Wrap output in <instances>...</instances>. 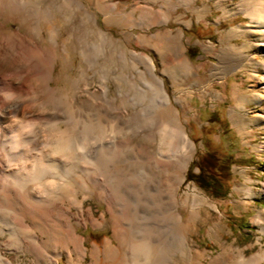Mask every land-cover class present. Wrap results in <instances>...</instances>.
Segmentation results:
<instances>
[{
  "label": "rangeland",
  "instance_id": "obj_1",
  "mask_svg": "<svg viewBox=\"0 0 264 264\" xmlns=\"http://www.w3.org/2000/svg\"><path fill=\"white\" fill-rule=\"evenodd\" d=\"M249 1L196 0L192 5H172L170 8L171 19L167 23L148 28L134 26L131 28L134 34L129 38L126 33L127 27L115 21H106L107 15L97 7L98 0H81L86 7V12L85 8L81 10L65 0H0L2 6L6 5L8 8L5 11L0 10V39L8 37L7 39L17 44L18 40L13 36V32H19V30L25 32L26 28L30 29L31 27L13 9L14 4L40 3L53 10L54 21L58 29V57L50 65L47 77L51 79V85L57 88L60 98L66 100L67 97L75 95L76 104L86 98L84 90H90V105L79 106L78 120L85 118L94 120L98 117V110L95 109L102 103L99 89L103 83H107L109 86L110 98L116 96L119 84L116 77L117 70L125 68L124 63L117 60V54L125 46L153 57L158 73L164 79V86L180 111L181 121L195 148L188 169L185 171V180L178 191L180 204L177 206V212L186 224L193 204H195V209L200 211V221L196 230L189 235L191 246L184 244L185 255L183 257L180 255L181 258L174 254L175 246L181 245V238H179L177 231L179 227L173 216L172 231L153 222L150 224L159 227L156 226L150 232H143L142 225L138 224L129 234L134 240L138 239V241L141 240L139 242H144L145 246L139 247L133 261L129 264H143L147 256L152 258L153 264H179L180 261L186 264H210L212 258L216 256L221 259L226 258L221 243H226V245L232 243L235 247L245 249L248 255L264 248V233L261 231V224L254 221L258 212L264 210V194L262 192L264 181V83L260 81L264 76V38L255 28L252 19L245 13ZM103 2L110 6L119 4L122 6L123 12H130L139 6L159 8V5L162 4L160 0L155 2L153 0H103ZM196 10H201V14ZM88 12L95 17L96 24L92 23ZM199 14L203 16L201 17ZM42 26V35H38L33 29L29 30L33 43L46 44V21L42 22ZM167 30L173 31L174 34L178 31L183 32V41L186 45L185 53L195 70V76L190 74L189 79L182 74L180 85H175L173 79L162 71L163 64L160 55L145 47L138 38L143 35L150 38L153 34ZM101 31L113 37L117 46L109 45L101 35ZM232 49L238 50L240 53L233 55L236 51L233 52ZM64 52L66 53L64 54ZM14 61V56H6L0 63V70L7 69ZM218 67H221L222 71L215 74ZM113 68L116 71L111 73L110 69ZM236 87H240V90L246 94L242 101H239L234 93ZM127 90L128 95L125 100L118 98L116 103L111 98L108 104L111 113L108 114V122L111 126L108 140L111 146V170L114 182L119 179L126 180V177L131 175L140 177L144 164L150 161L149 158L143 157L141 153L129 147L124 148L125 151L123 150L115 156L113 144L120 131L123 130L127 136L133 137L134 142H140L150 147L154 152L162 147L160 138L153 135V131L159 124L157 104H154L147 91H136V93L133 89ZM180 93L185 98L184 106L177 103L174 98L175 94ZM59 103L61 100L57 99L49 102L48 105L40 106L32 100V106L28 109L25 122H33L41 116L42 119H45L54 114ZM118 112H123L122 120L126 125L123 122H117ZM224 119L229 125V130L225 129L220 122H214V120L222 121ZM61 126L64 125L61 124ZM34 128H36L34 130L38 133L41 141L47 139L50 133L55 131L48 124H36ZM34 130L32 131L34 132ZM27 131L23 145H21L22 148L19 147L22 151L30 147L33 136L31 130ZM98 131L97 127H92L82 133L87 139L85 141L89 144V150L85 154L87 156L95 154ZM209 137L219 144L218 147L221 151L234 154V162L231 167L232 187L229 195L223 199L212 196L187 179L191 168L195 167L194 171H199L195 165L206 153V138ZM41 148L45 149L42 144L39 145V149ZM54 156L57 161L63 158L60 152H55ZM81 161L83 162V159L77 158L74 161L76 171H80L83 165L87 169V165H82ZM90 165L88 164V167ZM55 169L58 173L57 177H62L65 174L62 166H56ZM248 179H252L253 184H250L255 190V194L249 197L244 191L248 185ZM203 197L207 198L212 205L200 203ZM79 198H84L85 209L91 208L96 218L99 219L105 212L106 220L99 225H92L85 222L83 217L74 218L77 234L83 239L84 252L77 256V254H69L68 249L59 246L56 248V252L60 253L56 264H114V258L104 260L101 252L96 258L93 256L94 246L103 249L102 243L106 239H113L111 218L106 210V202L98 195L97 191L86 197L80 193ZM134 201V203L139 202L137 199ZM140 201L142 203H139L138 212L142 217H145V221L146 218H156L160 215V210L156 209L154 203L148 198H142ZM72 211L76 212V209L73 207ZM217 220L222 221L223 230L218 237L213 238L209 233V228ZM8 225L12 224L0 222V228L2 227V230L0 229V253L5 258H9L12 264H35L34 256L24 249L25 246L17 247L13 241L8 240L7 233L11 229ZM5 226L10 229H5ZM26 240L24 239V241ZM113 242L116 244L115 240ZM145 248L149 251L147 252ZM197 251L200 254L203 252V254L199 255ZM146 253L148 255H145ZM235 255L238 256L237 251ZM236 257L226 260L232 263ZM1 264L8 263L3 261Z\"/></svg>",
  "mask_w": 264,
  "mask_h": 264
},
{
  "label": "bare ground",
  "instance_id": "obj_2",
  "mask_svg": "<svg viewBox=\"0 0 264 264\" xmlns=\"http://www.w3.org/2000/svg\"><path fill=\"white\" fill-rule=\"evenodd\" d=\"M65 1L81 10L85 8L86 12V7L81 0ZM98 1L97 7L107 15L106 21H115L127 27L126 33L130 38L134 34L131 31L134 26L148 28L167 23L171 19L170 8L172 5H192L196 0H174V2L173 0H160L162 4L159 5V8L139 6L130 12H123L122 6L119 4L110 6L105 5L103 0ZM7 9L6 5L2 6L0 3V10ZM13 9L38 35L43 34L42 22L46 21L47 39L46 44L33 43L28 28L25 32H21V30L13 32L18 44L7 39L8 37L0 39V63L8 55L15 57V61L9 65L10 67L0 70V222L12 224L8 225L11 229L5 226V229H10L6 230L8 231V240L13 241L17 247L25 246L24 249L34 256L35 264H56L60 254L56 252V248L59 246L68 249L69 254L82 255L84 243L80 235L77 234L74 218L80 216L85 222L99 225L106 220V214L104 212L99 219L96 218L91 208L85 209L84 198L80 199L79 194L83 193L86 197L97 191L107 204L106 210L111 218L113 239H106L102 243L103 249L94 246L93 256L95 258L101 252L104 260L114 258V264H129L133 261L139 247L145 246L144 242H139L141 240L138 241V239L136 241L130 236L129 233L133 232L134 227L141 224L143 232H150L156 226L159 227L150 224L156 222L162 228L172 231V216L179 227L177 231L181 238V245L175 246L174 254L177 257L180 255L183 257L185 255L183 246L184 244L191 246L189 235L196 230L200 221V211L195 209V204H193L186 224L177 212V206L180 204L178 191L185 180V171L192 159L195 145L189 139L181 121L180 111L166 90L164 79L159 75L153 57L147 53L129 49L128 46L119 50L117 60H121L125 68L122 66V69L119 67L120 70H117L118 92L115 97L111 98L117 103L118 98L125 100L128 95L127 89H133L134 92L147 91L154 104H157L159 124L153 131V135L160 138L162 147L154 152L150 147L140 142H134L133 137L127 136L123 130L120 131L113 144L115 156L121 153L124 148L129 147L141 153L143 157L149 158L150 161L144 164L140 177L131 175L126 177V180L119 179L114 182L111 170V146L108 140V132L111 127L108 122L110 113L108 104L111 100L108 84L103 83L99 89L102 103L95 109L98 110V117L94 120L90 118L78 120L79 106L90 105V90L85 89L83 93L86 94V98L76 104L75 95L67 97L66 100L60 98L57 88L51 85V79L47 77L50 65L58 57V29L54 21L53 10L40 3L22 2L14 4ZM196 11L201 12V10ZM245 13L252 19L255 28L264 38V1L250 0L245 8ZM89 17L92 18V23L96 24L95 17L90 13ZM101 35L109 45L117 46L113 37L103 31H101ZM138 38L145 47L160 55L163 64L162 71L173 79L175 85L181 84L182 74L187 78L190 74L195 76L194 67L185 53L186 45L183 41L182 31L174 34L173 31L167 30L153 34L150 38L145 35ZM15 48L17 49L14 50ZM236 52L233 55L240 53L238 50ZM218 69L215 74L222 71L221 67ZM115 71V68L110 69L111 73ZM261 79L260 81L264 83V76ZM234 93L239 101H242L246 96L240 87H236ZM174 98L177 103L184 106L185 98L181 93L175 94ZM57 99L61 100V103L56 106L54 114L45 119H42L41 116L33 122H25L28 109L32 106V100L43 106ZM117 115V122L122 123L123 112H118ZM123 123L126 125L125 122ZM36 124L51 125L55 131L51 132L47 139L41 141L38 133L34 130ZM61 124L64 126L62 127ZM92 127H97L99 130L98 136H96L97 148L94 151L95 154H90L88 157L85 154L89 150V144L82 133ZM27 130H34L32 138L28 137L31 138L30 147H28L30 149L22 151L19 147L23 145ZM40 144L45 149H39ZM55 152H60L63 158L57 161L54 156ZM76 158L83 159L82 165L86 164L87 169L83 165L80 171H76L74 168ZM72 162L74 164H71ZM88 164H91L90 168ZM59 165L64 168L65 174L62 177H57L58 173L55 168ZM250 183L253 184L252 179H248V185L244 190L248 197L255 194L254 187ZM262 186L264 194V181ZM142 198H148L154 203L155 208L160 210L158 217L144 220L145 217H142L138 212L139 203L143 201H140ZM135 199L139 200V202L136 201L138 204L134 203ZM200 203L212 205L204 197ZM73 207L76 212L72 211ZM254 221L261 224V231L264 233V210L258 212ZM209 229L211 237H218L223 230L222 221L217 220ZM24 239L27 240L24 241ZM113 240L116 241V244ZM221 246L226 258L221 259L216 256L212 258L210 264H264V248L248 255L245 249L235 247L232 243L228 245L221 243ZM185 249L187 250V248ZM236 251L238 256L235 255ZM197 253L199 252L197 251ZM202 254L203 252L199 253V255ZM234 256L237 257L232 263L227 262V258ZM150 258L147 256L143 264H153L152 258ZM3 261L12 264L9 258H5L0 253V264ZM179 264L186 263L180 261Z\"/></svg>",
  "mask_w": 264,
  "mask_h": 264
},
{
  "label": "trees",
  "instance_id": "obj_3",
  "mask_svg": "<svg viewBox=\"0 0 264 264\" xmlns=\"http://www.w3.org/2000/svg\"><path fill=\"white\" fill-rule=\"evenodd\" d=\"M214 122H220L225 129H230L225 119L214 120ZM205 145L206 153L195 165L199 171L195 172V167L191 168L187 179L216 198H226L232 187L231 167L234 162V154L221 151L218 147L219 144L211 137L206 138Z\"/></svg>",
  "mask_w": 264,
  "mask_h": 264
}]
</instances>
